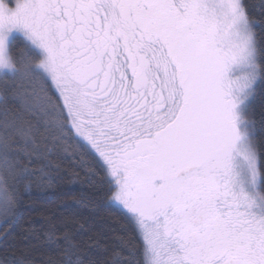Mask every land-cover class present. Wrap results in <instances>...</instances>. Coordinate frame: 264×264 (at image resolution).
Instances as JSON below:
<instances>
[{"label":"snow or ice","instance_id":"obj_1","mask_svg":"<svg viewBox=\"0 0 264 264\" xmlns=\"http://www.w3.org/2000/svg\"><path fill=\"white\" fill-rule=\"evenodd\" d=\"M0 82V264H264V0H0Z\"/></svg>","mask_w":264,"mask_h":264},{"label":"trees","instance_id":"obj_2","mask_svg":"<svg viewBox=\"0 0 264 264\" xmlns=\"http://www.w3.org/2000/svg\"><path fill=\"white\" fill-rule=\"evenodd\" d=\"M245 2L259 11V6L261 4V0H245ZM12 55L16 58H22L23 56V46L19 45L17 48L13 49ZM3 83L0 82V88H3ZM67 163V162H66ZM97 175L94 177L95 183L100 186L103 180V171L99 168L96 169ZM9 185L13 183L11 178L8 180ZM47 191V196H40L35 202L26 200V206H30L38 211L41 209H56L59 207L64 211H75L76 205L73 204L71 197L66 195L65 193H71V195L79 197L83 195L84 197H89L95 191V189L90 188L87 185H83L80 183L65 185L62 190H42ZM100 215L104 218L106 223L111 227L115 228L118 232L121 231L122 228L126 227V222L123 220L121 213L111 207H105L101 204ZM32 219L31 216L25 215V220ZM37 222L39 221V217H36Z\"/></svg>","mask_w":264,"mask_h":264}]
</instances>
